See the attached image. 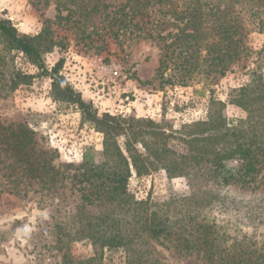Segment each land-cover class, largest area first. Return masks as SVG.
Here are the masks:
<instances>
[{
	"label": "trees",
	"instance_id": "obj_1",
	"mask_svg": "<svg viewBox=\"0 0 264 264\" xmlns=\"http://www.w3.org/2000/svg\"><path fill=\"white\" fill-rule=\"evenodd\" d=\"M58 10L88 6L110 18L116 38L150 41L159 51V86L210 85L251 59L249 80L229 100L246 113L228 124L226 104L210 98L205 120L167 131L161 124L134 116L99 115L61 75L64 59L50 69L44 57L60 46L52 22L36 35L18 33L0 17V94L30 85L33 75L14 68L13 52L21 53L51 80L50 98L73 106L81 121L100 134L103 148L86 147L79 163L54 164L56 150L37 146L35 134L23 124H0V151L12 160L6 169L12 191L33 189L50 195L68 183L78 196L66 225H55L53 249L62 264H168L163 250L177 257L194 256L200 264H264V246L233 226L264 228V197L247 201L230 197L231 185L264 181V43L253 49L252 34L264 36V0H125L114 11L103 0H63ZM88 38L90 36H87ZM205 90L195 91L203 94ZM163 171L167 179L184 178L189 194L164 202L138 199L128 181ZM227 216L224 224L209 221ZM231 227L234 228L231 233ZM87 243L91 255L74 258L72 243Z\"/></svg>",
	"mask_w": 264,
	"mask_h": 264
},
{
	"label": "rangeland",
	"instance_id": "obj_2",
	"mask_svg": "<svg viewBox=\"0 0 264 264\" xmlns=\"http://www.w3.org/2000/svg\"><path fill=\"white\" fill-rule=\"evenodd\" d=\"M63 0H0V17L9 20L18 33L36 35L45 20L52 22L55 39L60 43L44 57L50 69L60 58L64 59L61 75L84 101L90 102L99 115L149 118L167 131H178L181 126L205 120L208 101L212 97L226 104L223 115L228 124L245 119L246 113L230 104L234 89L249 80L251 59L240 62L232 72L212 81L210 85L193 84L188 87L164 86L156 77L159 51L150 41L116 38L110 18L102 13H91L88 6L74 10L66 21L69 10H58ZM101 1V0H100ZM109 5L105 13L114 11L125 0H103ZM62 17L57 18V15ZM87 36H90L89 38ZM247 43L259 49L264 36L252 34ZM14 68L34 78L30 85L19 86L15 91L0 94V124H23L35 134L37 146L56 150V165L79 163L86 147L96 151L103 148V139L91 126L81 121L75 107L57 103L50 98L51 80L38 75V70L26 58L13 52ZM264 80V61L262 65ZM205 90L203 94L195 91ZM12 160L0 151V264H62L54 246L55 225H66L78 196L68 183L58 192L43 195L33 189L12 191L6 167ZM264 177V176H263ZM241 187L231 185L226 192L230 197L247 201L264 197V181ZM128 190L138 199L149 197L164 202L171 195L183 196L190 190L184 178L167 179L163 171L151 173L141 179L132 177ZM227 216L213 214L209 221L224 224ZM231 219L232 225L252 238L258 247L264 246V228H251ZM231 233L234 228L231 227ZM72 257L91 255L87 243L69 245ZM168 264H200L194 256L177 257L171 250H163ZM119 254L112 256L116 264Z\"/></svg>",
	"mask_w": 264,
	"mask_h": 264
}]
</instances>
